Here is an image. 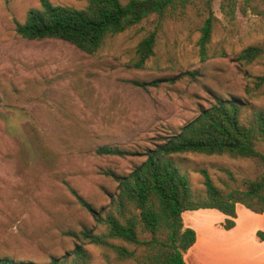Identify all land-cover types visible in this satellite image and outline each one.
<instances>
[{"label":"rangeland","instance_id":"rangeland-1","mask_svg":"<svg viewBox=\"0 0 264 264\" xmlns=\"http://www.w3.org/2000/svg\"><path fill=\"white\" fill-rule=\"evenodd\" d=\"M49 1L86 5L82 0ZM39 7L40 0H0V257L21 264H49L52 257L70 255L78 241L67 231H104L76 194L96 209L108 205L117 182L105 171L127 174L145 156L99 155L96 147L139 152L155 147L219 96L238 98L244 117L254 109L264 110V85L254 84L255 77L264 74V56L249 63L235 60L246 46L264 45V16L237 10L229 21L214 0L217 21L210 51L215 55L201 60L194 25L169 26L154 55L136 67L134 47L151 22L111 37L88 53L58 38L19 36L15 22H23L29 9ZM195 70L194 78H176ZM175 160L196 193L203 190L202 168L216 184L225 178L221 167L238 176L261 170L250 160L226 155L184 153ZM239 209L241 227L263 230V219L244 206ZM200 210L184 212V226L196 228L188 224H198L201 217V236L218 243L220 227L213 223L222 214ZM84 247L90 264H134L100 247Z\"/></svg>","mask_w":264,"mask_h":264},{"label":"trees","instance_id":"trees-1","mask_svg":"<svg viewBox=\"0 0 264 264\" xmlns=\"http://www.w3.org/2000/svg\"><path fill=\"white\" fill-rule=\"evenodd\" d=\"M82 1L86 5L75 8L40 0L39 8L29 9L23 22H15V31L24 39L58 38L94 53L107 39L141 26L143 22H151L152 27L146 28L134 47L132 64L143 67L154 55L169 26L194 25V31L199 34L196 45L201 60L216 54L210 51L217 21L214 0ZM219 9L229 21L235 19L237 10L244 15L264 16V0H219ZM263 56L264 45H248L236 54L235 60L249 63ZM196 74V70L185 71L176 78L184 75L194 78ZM139 84L144 86L145 82ZM254 84L256 88L263 86L264 74L256 76ZM242 104L236 97H215L209 107L202 108L179 131L168 134L155 147H146L140 152L111 145L96 147L99 155H144L145 159L127 174L105 171L117 182V191L108 205L96 209L76 194L95 223L105 229L95 232L83 227L79 231H67L78 243L70 255L52 257L49 264H67V261L69 264H90L91 255L84 247L86 244L113 253L119 261L134 264H187L184 255L195 243L196 232L184 226V212L218 210L225 215L219 223L224 229L235 226L237 203L254 213H263L264 110L254 109L244 117ZM184 153L247 159L261 170L254 176H238L235 171L221 167L225 178L218 179L219 184H216L207 169L202 168L199 173L203 177V190L196 193L175 160ZM256 236L264 241L263 230H257ZM0 264L21 262L0 257Z\"/></svg>","mask_w":264,"mask_h":264},{"label":"crops","instance_id":"crops-1","mask_svg":"<svg viewBox=\"0 0 264 264\" xmlns=\"http://www.w3.org/2000/svg\"><path fill=\"white\" fill-rule=\"evenodd\" d=\"M240 206L243 205L239 203L236 204L234 227L231 229H224L219 226L220 229L217 230L214 228V230L221 234L218 243H214L201 236L203 226L201 228H199V226H201V224L204 225L203 222L200 223L202 220L201 217H197V219H200L198 224L189 222L188 225H196V228H194L196 240L184 255L187 264H264V241L259 240L256 236V231L261 230L258 229L260 226H255L250 229L241 227V217L239 214ZM245 211L250 212L249 209ZM257 216L264 220V212L257 214ZM224 218L225 215L222 214L220 221L216 220V222L213 223V227L219 225ZM261 227L264 231V226ZM188 257H191V263L187 260Z\"/></svg>","mask_w":264,"mask_h":264}]
</instances>
